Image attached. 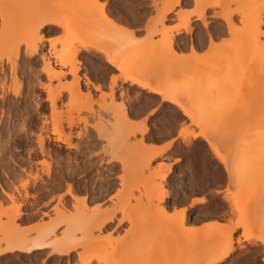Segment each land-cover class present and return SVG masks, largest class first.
Instances as JSON below:
<instances>
[{"label": "rangeland", "instance_id": "obj_1", "mask_svg": "<svg viewBox=\"0 0 264 264\" xmlns=\"http://www.w3.org/2000/svg\"><path fill=\"white\" fill-rule=\"evenodd\" d=\"M63 1L0 0V213L7 212L0 215V222L11 220L13 223L5 230L0 229V248H5L7 240L15 239L12 238L14 235L23 239L35 236L40 229L39 224L56 217L54 210L56 206L60 208L58 199L61 195H64L65 207L73 214L74 202L65 194L70 185L77 196L86 197L88 209L95 203L93 208L112 210L114 218L105 229L99 231L95 228L92 212H89L93 209L91 207L85 211L86 215H80L82 218L75 217L77 222L81 220L86 226L74 235L81 243L90 237L99 238V242L91 238L67 256H58L50 250L54 254L52 260L42 258V254L41 258H34L31 264H81L86 257L91 258L90 264H124L123 260L129 256L132 262L129 259L127 264H184V259L192 253L221 249L227 243V233L239 219L238 212L244 210L246 216L242 221L257 241L252 246L242 242L241 229L238 230L232 243L235 250L220 264H263L264 246L259 240H264V126L260 124L264 120V26L260 31L247 29L242 25L241 18L234 16V26L231 28L234 33L231 35L220 16L233 10L237 0H200L199 3L185 0L160 25L158 21L163 9L173 0H153L154 20L148 27V37L151 38L138 41L132 36L124 38L122 33L112 31L110 21L108 23L107 18L102 16L104 4L99 0H85L82 5ZM258 1L262 7L257 15L264 19V0ZM180 6L193 8L187 11L181 10ZM202 10L206 14L205 27L196 20ZM43 14L70 27L67 32L61 28L64 34L52 39L54 42L69 37L74 40L70 48L88 45L76 56L80 62L78 77L82 93L72 96L78 94L61 92L55 110L46 100V91L50 89L56 94L60 90L59 85L71 86L74 77L68 73L70 67L61 68L55 64V51L62 45L57 42L52 49L48 40L49 46L46 48L42 31L38 34L43 35L44 41L36 44L37 54L33 57L27 55V51L34 48L32 44L40 19L38 16ZM188 14L191 31L173 30ZM22 25L25 27L22 28ZM152 30L157 32L154 34ZM181 31L185 33L175 39V35ZM217 31L221 35L218 36ZM150 33L153 36H149ZM206 34L215 38H211L212 45L209 37L206 39ZM171 35H174V51L172 48L170 50L167 42ZM126 38H130V46L120 51L116 49L115 42ZM190 45L196 49L191 51ZM224 45L226 48H223ZM100 47L122 53L117 65L133 63L146 75L157 71L162 76L166 75L163 72L180 60L208 66V69L214 62H226L232 72L227 80L233 88L208 96L209 105H215L218 112L214 119L202 113L196 114L194 121H191L178 108L161 101L158 96L124 82L120 71L112 88L116 66L104 61V56L98 52ZM41 54L49 58L54 70L63 73L59 79L50 80L43 73ZM87 69L91 75L104 74L107 78L111 74L110 81L86 84L89 80ZM174 73L166 76L196 79L198 75L183 71ZM42 86L48 87L42 89ZM97 86L100 90L95 89ZM14 91L18 92L17 96ZM89 92L92 101L86 97ZM195 95L186 98L184 103L193 105ZM20 96L23 101L12 100ZM69 98H75V103ZM125 107L133 122L136 119L141 121L134 122L135 125L132 123V127H116V114ZM69 123H72L71 127ZM257 124L259 130H252ZM140 125L146 128L143 134L139 131ZM57 126H62L65 135L71 133V143L75 147L69 149L66 144L56 140L52 132ZM101 127L105 128L106 136L99 135ZM79 132L80 137L77 136ZM41 133L48 136L45 137L47 151L44 154L39 152L37 144V136ZM192 133L205 134L212 139V144L208 145L202 137H192ZM240 139H243L242 147L232 150L231 146ZM255 141L259 147L245 150L246 145ZM162 142L170 143L167 155L152 160L151 153L140 144ZM129 146L140 149L132 158L128 155ZM213 147L226 156L231 174L214 156ZM42 160L51 164L48 175L41 165ZM147 162L148 167L143 174H135L136 179L134 175L132 177L134 169L143 167ZM165 173L167 176L161 180ZM89 176H92L91 183L84 182ZM55 181L61 182L62 186L56 187ZM24 183L27 187L23 186ZM143 184H156V195L147 197ZM163 193L167 198L164 203H159L158 195ZM231 194L240 201L238 210L232 204L234 200L230 198ZM200 199H204L202 204L198 203ZM34 200L36 204L29 213L39 221L29 228H23L19 221L22 207ZM159 207H164V210L158 211ZM182 210L185 216L181 223ZM173 214L176 216L175 225L172 226L170 216ZM215 221L225 225L214 229L211 224ZM181 227L183 231L175 233ZM64 229L66 225L57 228L55 236H61ZM158 229L162 232L158 233ZM169 229L171 231L167 232ZM77 251L78 261L72 257ZM22 259L17 257L7 264H23Z\"/></svg>", "mask_w": 264, "mask_h": 264}, {"label": "bare ground", "instance_id": "obj_2", "mask_svg": "<svg viewBox=\"0 0 264 264\" xmlns=\"http://www.w3.org/2000/svg\"><path fill=\"white\" fill-rule=\"evenodd\" d=\"M90 1L93 2V0H90ZM194 1L196 3L201 2L200 0H194ZM237 1H238L237 6L233 10H231L229 12H225V14L220 16L222 18V20L228 26V29H230V31H231V28H232V25H233V22H234L233 18H235L234 16H239L241 18L240 21H241V23H242V25L244 27L246 26L247 29L255 28L258 31H260L261 28L264 26V19L259 17V15H257V12L262 7V3H260L258 0H237ZM63 2H76V4L82 5V4H84L85 0H64ZM180 4H181L180 0H173L169 4H166V7L163 9L161 17L159 18V21H158L160 23V25H163L162 22H164L165 18H167V15L169 13H171ZM105 14L103 13L102 16L107 18L105 16ZM205 15H204V12L202 10L196 16V20L200 21L204 25L203 27H205L207 25V23H206L207 21L205 20V18H206ZM217 16H219V15H217ZM38 18H40L39 19L40 21L38 20V23L36 25L37 26V28H35L36 29V34H35L36 36L34 35L35 36V42H34V44H32V45H34V48L32 50H30V51H27V55L29 57H33V56H35L37 54L36 44L41 43V42L44 41L43 40V38H44L43 35H39L38 33L41 32V31L43 32V30L46 27L57 26L59 28H63L64 32H67V30L68 31L70 30L69 26L61 25L58 20L56 21V20L48 17V14L40 15V16H38ZM189 18L190 17H189V14H188L187 16L184 17V21L183 22H181L180 24L175 25L173 27V30H175L176 32H178L181 29L184 30L185 32L191 31L190 30V20H189ZM107 20L108 19H106V21ZM109 20H108V23H109ZM110 23H109V25H110ZM111 24H113V23H111ZM24 27H25V25H22V28H24ZM65 29H66V31H65ZM218 31L216 32V34L219 36L220 32H218ZM233 31L234 30L232 29V31H231L232 33L230 32L231 35L234 33ZM156 32L157 31L155 30L152 33L155 34ZM227 32H229V31H227ZM209 34L211 35V33H209ZM212 34H214V32ZM236 34L237 33H235V35ZM122 35L125 38V37H128V36L130 37L132 34L131 35L122 34ZM206 35H207L206 39H207V37H209V39H208L209 43L212 45V39H215V38H212V36H210V35L208 36V34H206ZM217 35H215V36L217 37ZM235 35H233L232 37L234 38ZM149 36H153V34H151ZM172 36H174V35H171L168 38V40H167L168 45H169L168 47L170 48V50H171V48L173 49ZM148 38H151V37H148ZM199 39H201V37ZM146 40H149V39L146 38ZM130 41H131L130 38H126L125 40H120L119 42H115V44L117 45L116 49H118L120 51V49L122 50L124 47H129L130 44H131ZM235 41H236V39H235ZM57 42L59 44H61L62 46L60 48H58L57 51H55V53H56V56H55L56 59L54 60L55 64L60 66L61 68L70 67L68 73L71 74L74 77V79H73L74 81L72 80L73 83L71 82L72 83L71 86H67L66 84L65 85H63V84L59 85L60 90H58L56 94L53 93V91H51L50 89L46 91L47 92V95H46L47 99L46 100L49 101L50 107L53 110H55L56 101H58V99H60L59 95H60L61 92L69 91L70 94L72 92L74 94H78V95H72V96H80V92L82 93L81 88H80V79L78 77V72L80 70V62L77 60L76 56L79 54V52H81L82 50L86 49V47L88 46V45H80V46H77V47H74V48H70L69 45L73 44L74 40H71L69 37L63 38L62 40L57 41ZM57 42H54V40H50V47L53 49L54 46L57 44ZM167 42H166V44H167ZM175 42H173V43H175ZM203 44L204 43H202V45ZM230 44H232V41L230 42ZM178 46H180V45H178ZM182 46H183V44H182ZM232 46H233V44H232ZM197 47H199V45ZM230 47H231V45H230ZM174 48L176 49L175 46H174ZM223 48H226V45H224ZM175 49H173V51ZM178 49H179V47H178ZM195 49H196V47L190 45V50L191 51H194ZM113 51L111 52V51H108L106 48H101V47L98 50V52H100L104 56V61L107 64L112 65V66L115 65L116 66L115 69L121 72V76L120 77H121V79L124 82H128L131 85L138 86L141 89L145 90L146 92L158 96L161 101H165V102L175 106L176 108H178L181 111L182 115H184L187 119H189L191 121H194L193 119H194V116L196 114H202V113H207V114L210 115V117L212 119H214L215 116H217L218 112L215 110V108H216L215 105H211V106L209 105L208 96L210 97L212 95H218V94L224 93V92H226L228 90H231L233 88V85L228 82L229 80H227V77L232 72L229 71L230 69L227 67L226 62H214V64L210 67V69H208V66L194 65L193 63H192L193 65H192L191 63H187V61L184 62V60H180L177 63H175V65L173 64L174 66L172 65L173 66L172 68L170 67V69L168 68V69L165 70V72H163L164 70L162 72L163 73H167V74L171 73V75H172L173 72L176 73V72H179V71H183V72H185V74L187 73V74H190V75L196 73V74H198V75H196L197 78L196 79L195 78H191V77L185 78L184 76L181 77V78H180V76H179V78L178 77H176V78L173 77L172 78L171 75H169L170 78H172V79H170L169 76L168 77L166 76L167 74L163 75L164 77L166 76L167 78L166 77L165 78H161L163 76L161 75L162 73L161 74L159 73V71H157V72H155V73H153L151 75L150 74L146 75V74H144L143 71L138 69L137 65H135L133 63L125 64L123 66L117 65L118 62H120V60H121L122 53H119L118 51L116 53L115 51L114 52ZM40 58L42 59L43 65H44L42 71H43V73L45 75L48 76V79H50V80L51 79H59L60 76L63 75L62 72L54 70L53 65L51 64L52 62H50L49 58H47V56H45V54H41ZM207 70H210V71L206 74L205 72ZM210 72H213V73L215 72V73L213 74V73H210ZM262 73H264V72H262ZM205 74H206V76H205ZM116 79H117L116 76H112V88H113V86L116 83ZM173 79H175V80H173ZM89 80H87L86 84L92 83L91 81L89 82ZM68 85H70V84H68ZM47 87L42 86V89H45V88L47 89ZM16 88H15V90H16ZM59 88H57V89H59ZM95 89L96 90H100V87L97 86ZM13 93L15 94V96H17L16 94H18V92L16 93V91H14ZM88 94L89 95H87L86 97H88L89 100L92 101V99H91L92 97H90V95H91L90 92ZM194 94H196L195 95L196 97H195L194 104L191 105V106H187L184 103V101L186 100V98H189V97L193 96ZM158 97H157V99H158ZM76 98H78V97H76ZM69 99H70V101L71 100L73 101V99L75 100V98H73V99L69 98ZM15 101H16V99H15ZM70 101H69V104H70ZM114 102L115 101L113 100V102H112L113 107L116 106V105H114ZM73 103H75V102L73 101ZM151 114H153V113L151 112ZM132 123H134V122L130 119L129 113L126 110V107L123 108V110H121L120 113L117 112L116 118H115V123H114L116 127H120V126H124V125L127 126V127L128 126L132 127ZM100 124H102V123H100ZM258 124L255 125L252 130H254V131L259 130ZM260 124H262L264 126V120H262V122ZM133 125H135V123ZM195 125H200V124L199 123H195ZM71 126H72V123L71 124L69 123V127H71ZM138 127L140 128L139 131H140L141 134L145 133L146 128L144 127V125H140ZM42 130L43 129H41V131ZM104 130H105V128L101 127L100 131H99V133H100L99 135L104 136L105 135V131ZM203 133H205V132H203ZM52 134L56 135V137H57L56 140L57 141H60V142H62L64 144H66V146L69 149L75 147V145H73L71 143V139H72L71 138L72 137L71 133L65 135V133H64V131L62 129V126L61 127H59V126L54 127ZM77 136L80 137L81 133L79 132L77 134ZM191 136L192 137H202L203 140L208 145L212 144V139L210 137L206 136L205 134L192 133ZM45 137L48 138V136H44L42 133L37 136L38 149H39V152L41 154H44L45 151H47V150H45V148H46L45 147V141H46ZM243 139H240L237 144L232 145L231 149L232 150L240 149L242 147L241 144L243 142ZM256 143H257V141H255V143H250V144L246 145L245 146V150L246 149H252V148H253V150L256 149L257 147H259ZM140 144L143 145L144 150H146V151L151 153V155H152L151 158H150L151 160L153 158H158L161 154H163L166 151V149H168L170 147V143H168L166 145V147H164V148H155V147H153L151 145H148V144L147 145L142 144V143H140ZM135 147L134 146L133 147L129 146V148H130V150L128 151V155H130L129 157H131V156L133 157L134 154H136V153H138V151H140V149L139 150L137 149L138 147L137 148H135ZM131 148L133 150H131ZM212 152H213L214 156H216L218 159H220L222 164L226 167L228 173L231 174L232 173L230 171L231 168L227 164L226 156L222 155L220 153V151L216 147H213ZM149 161L150 160L148 159V162ZM148 162H147V164H145L141 168H135L134 169V174L132 173V177H133V175L135 176V174H138V175L143 174L144 170L147 169V167H148ZM121 163L123 164L122 160H121ZM125 163H126V161L124 162V164ZM41 165L43 167H45L46 173L48 175L49 171H50V165L51 164H49V162H46V161L42 160L41 161ZM138 175H137V177H138ZM166 176H167V174L165 173L164 175H162L160 177V179L164 180ZM55 177H56V175H55ZM134 178L136 179V176ZM26 185H27L26 183L23 184V186H26ZM143 185H142V187H143V189L145 191V195L147 197L148 196L151 197V196L156 195L155 194V189L157 187L156 184H148V185L143 184ZM60 186H62V184ZM55 189H57V188L55 187ZM65 194L68 195L74 202L73 203V205H74L73 206L74 207V213L73 214L70 211L67 210V208L65 207V205L63 203V196L64 195L59 196L58 204L60 205V208L58 206H56L55 210H54L56 212V217L46 221L45 223H42V225L39 224L38 226H39L40 229L37 231L36 235L31 237V238L27 237V238L23 239V238H20V237L18 238L17 235L16 236L14 235V236H12V238H15V239H12V241H11V239H9L10 240V242H9V240L6 239L8 241V244L5 245L4 249L0 248V254H3L6 251L8 252V251H14V250L22 251V252H26V253H32L34 251L50 249L51 251L55 252L58 256H67L71 252H73L75 249H77L78 247L82 246V244L85 245L86 242H88V241H90L92 239H94V242H99V238H97V237L86 238L85 240H88V241H86V242L84 241V243H81V240L76 239V236L74 235L75 232L77 230H81L83 226H86L85 223H84V225H83V223H81L82 222L81 220L80 221L78 220V222L76 221L79 218L77 216H80V215L82 216L83 214L86 215L85 213L90 208L88 209V202L86 200V197L77 196L72 191V188H71L70 185L67 186ZM165 198H167V197H166V195H164V193L158 195L159 203H162L165 200ZM230 198L232 200H234V202L232 204L237 209L240 201L237 198H235L233 194L230 195ZM203 200L204 199L198 200V203L202 204ZM100 209L102 210L101 207H96V208H93L92 210L91 209L89 210V212H92L91 213L92 214L91 217H93V219L95 218V222H96V224H94L95 228H97L99 231L101 229H105L109 225V223L112 222V220L114 218L113 217L114 216V212L112 210L103 209L104 211H100ZM163 210H164V207H159V209H158V211H163ZM183 211L184 210H182L180 212L181 223L183 222L184 216H185L184 215L185 212H183ZM3 212L0 213V215H2L4 213H7V212H4V213ZM19 212H18V214L20 215ZM18 214L16 213V215H18ZM245 214H246L245 210L243 212H241V211L238 212L239 219H238L237 223L235 225H233L231 230L227 233V235L225 237V240H226L227 243L221 249L215 250V251H208V252H205V253H197V252L196 253H192V255L189 256L188 258L187 257L185 258V256H184V258H185L184 259V264H220L225 259H227L233 253V251L235 250V247L232 245V243L234 241V235L240 229H241L242 242H246L250 246L255 245L257 240L255 238H253L249 234V232L247 231L246 224L242 221V219L244 218ZM175 216H176L175 214L170 216V218H172L170 225H172V226L175 225V220H174ZM75 217H77L76 220H75ZM73 218H74V221H73ZM8 221H10V222H8ZM8 221L0 222V229H4L5 230L6 227H8L10 225H13L11 220H8ZM92 222H94V221H92ZM62 225H66V229H64L65 231L63 232V234L61 236L56 237L55 236V231H56L57 228H59ZM211 225H212V227L214 229L218 230L220 227H223L225 224L215 221ZM170 228H171V226H170ZM170 231H171V229H169L167 232H170ZM182 231H183V228L181 227V229L179 228L178 231L175 232V233L179 234V232H182ZM9 232H11V231H9ZM157 232L161 233L162 231L160 229H158ZM5 234L6 233L4 232V235ZM3 239H5V238H3ZM83 240L84 239H82V241ZM259 241L264 246V240H259ZM158 244H161V243H158ZM155 247L156 246L154 245V249H155ZM128 251H130V250H128ZM134 251H135V249H134ZM135 257H137V256H135ZM129 259H130V262H132L131 261V256H129L125 260H123L124 264H127L129 262ZM262 262L264 264V258L262 259ZM90 263H91V258H88V257H86L85 259H83L81 261V264H90ZM134 263H135V260H134ZM113 264H115V263H113Z\"/></svg>", "mask_w": 264, "mask_h": 264}, {"label": "crops", "instance_id": "obj_3", "mask_svg": "<svg viewBox=\"0 0 264 264\" xmlns=\"http://www.w3.org/2000/svg\"><path fill=\"white\" fill-rule=\"evenodd\" d=\"M100 3L104 4V13L107 19L113 23H110V28L115 33H122V34H129L131 35L135 40L143 41L148 39V27L152 25L154 20V4L153 0H99ZM185 0L181 1V5L184 4ZM181 10H192L193 6L190 8H182L180 6ZM178 10V9H176ZM174 25V24H173ZM47 28V29H46ZM43 30L45 39H46V48H48V40L57 39L63 36V31L61 28L57 26L52 27H46ZM124 32V33H123ZM126 32V33H125ZM184 31H181L180 33L175 35V39H177L179 36L184 34ZM154 41V37H153ZM114 70V69H113ZM87 75L90 81L96 85L102 82H109L111 74L106 78V75L104 74H93L91 75V72L89 69H87ZM115 76L119 75L118 70L113 74ZM23 98V97H22ZM21 101V96L12 98L14 102L15 101ZM140 119L134 120V122H140ZM167 143L162 142L158 144H153L151 146L155 148H164L166 147ZM169 149H166V151L160 155V157H165L167 155ZM39 199V196H38ZM199 199V198H196ZM36 204V201H29L28 205H24L22 207V214L19 217L20 226L23 228H29L36 224L39 220L36 218L35 215H32L29 213L30 210H32V206ZM196 205L197 202L195 203ZM96 204L94 203L91 207H95ZM90 207V208H91ZM22 220V221H21ZM44 251V252H43ZM32 254H35L32 256ZM43 254V257L41 256ZM78 251L75 254H72V257L75 258L76 261H78ZM17 257H23L22 263L23 264H31L30 262L34 258H44L46 260H52L54 258V254L50 251V249H44L40 251H34L32 253H26L22 251H6L3 254H0V264H7L12 262ZM75 262V261H74Z\"/></svg>", "mask_w": 264, "mask_h": 264}, {"label": "flooded vegetation", "instance_id": "obj_4", "mask_svg": "<svg viewBox=\"0 0 264 264\" xmlns=\"http://www.w3.org/2000/svg\"><path fill=\"white\" fill-rule=\"evenodd\" d=\"M91 181H92V176H89L86 180H84V182H88V183H91ZM55 184H56V187L57 186L59 187L61 185V182H60V184H59V182H55Z\"/></svg>", "mask_w": 264, "mask_h": 264}]
</instances>
